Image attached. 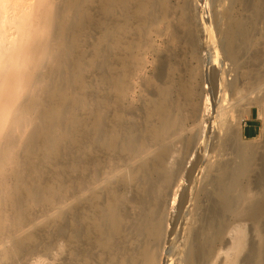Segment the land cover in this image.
Segmentation results:
<instances>
[{
  "label": "bare ground",
  "instance_id": "obj_1",
  "mask_svg": "<svg viewBox=\"0 0 264 264\" xmlns=\"http://www.w3.org/2000/svg\"><path fill=\"white\" fill-rule=\"evenodd\" d=\"M263 85L264 0H0V264H264Z\"/></svg>",
  "mask_w": 264,
  "mask_h": 264
},
{
  "label": "rangeland",
  "instance_id": "obj_2",
  "mask_svg": "<svg viewBox=\"0 0 264 264\" xmlns=\"http://www.w3.org/2000/svg\"><path fill=\"white\" fill-rule=\"evenodd\" d=\"M200 36V38L197 40L198 41V44H200L203 48L202 52H201V57L205 60L209 55V48L207 47H203L204 43L207 41V37H204L206 36V33H204V31H199L198 32V37ZM209 38V37H208ZM211 40V42H214L215 41V38H209ZM214 65V64H213ZM215 65H217V63H215ZM224 70L226 71V75L224 76L225 79L227 81H229L231 79V76L227 73V67H224ZM209 71L208 70H205V80H207L208 76H209ZM262 88L264 89V85L262 86ZM208 89V84H204L203 85V90L204 91H207ZM258 110V113H257V116L255 117V120L253 122H249L246 118L245 120L243 121L242 123V138L244 141L246 140H249V139H253V138H256L259 134V129H260V126H261V120L259 119L260 118V113H261V108L259 106H255V107H250L248 108L246 111H249V110ZM215 130L216 128L214 129H206L205 133L203 134V137H202V140L206 141V139H209V138H212L214 133H215ZM207 134V135H206ZM232 143V141L230 142ZM229 145V144H228ZM230 148L232 149L231 147V144H230ZM224 153H222L223 155ZM203 157L204 158H207L209 159L210 161H214L215 158H213L212 155H210V153L208 152H203ZM257 155H260V154H257ZM226 158V157H224ZM194 160V155L190 158V162H193ZM190 162L187 163L186 167L188 168L190 166ZM188 187V184L187 182H184L183 185H182V189H186ZM33 206L32 205H28L27 208L25 209V211L29 212V211H32L33 210ZM173 216L174 214H172V217H171V223L173 222ZM39 217L38 214L34 215L30 220H31V224L34 223V221ZM13 223H18V220H15ZM174 258H172L171 262L173 261ZM38 264H61V262L59 261V256H57L56 253H50L47 255V257H43L42 260L38 263Z\"/></svg>",
  "mask_w": 264,
  "mask_h": 264
},
{
  "label": "crops",
  "instance_id": "obj_3",
  "mask_svg": "<svg viewBox=\"0 0 264 264\" xmlns=\"http://www.w3.org/2000/svg\"><path fill=\"white\" fill-rule=\"evenodd\" d=\"M258 110L256 109L254 110H249L246 111L245 113V118L249 121V122H253L255 120V117L257 116Z\"/></svg>",
  "mask_w": 264,
  "mask_h": 264
}]
</instances>
